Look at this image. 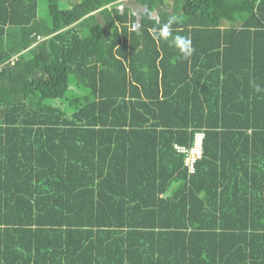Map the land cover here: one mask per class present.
<instances>
[{
	"label": "trees",
	"instance_id": "1",
	"mask_svg": "<svg viewBox=\"0 0 264 264\" xmlns=\"http://www.w3.org/2000/svg\"><path fill=\"white\" fill-rule=\"evenodd\" d=\"M72 1L0 0V264H264V0Z\"/></svg>",
	"mask_w": 264,
	"mask_h": 264
},
{
	"label": "clouds",
	"instance_id": "2",
	"mask_svg": "<svg viewBox=\"0 0 264 264\" xmlns=\"http://www.w3.org/2000/svg\"><path fill=\"white\" fill-rule=\"evenodd\" d=\"M182 23V18L177 15L169 16L166 23L150 29L154 39L167 41L170 46L178 49L180 56L188 60L195 52L190 36L180 35L174 25ZM257 93H264V85H253Z\"/></svg>",
	"mask_w": 264,
	"mask_h": 264
},
{
	"label": "built area",
	"instance_id": "3",
	"mask_svg": "<svg viewBox=\"0 0 264 264\" xmlns=\"http://www.w3.org/2000/svg\"><path fill=\"white\" fill-rule=\"evenodd\" d=\"M204 137L205 133L203 131H198L192 146L175 144L177 151L185 154V163L191 173L195 172L196 163L203 155Z\"/></svg>",
	"mask_w": 264,
	"mask_h": 264
},
{
	"label": "rangeland",
	"instance_id": "4",
	"mask_svg": "<svg viewBox=\"0 0 264 264\" xmlns=\"http://www.w3.org/2000/svg\"><path fill=\"white\" fill-rule=\"evenodd\" d=\"M74 1V2H73ZM72 2H73V4L74 3H76V2H78L79 0H73ZM127 3H129V2H127ZM45 6V5H44ZM42 11V10H41ZM43 12H44V14H45V7L43 8Z\"/></svg>",
	"mask_w": 264,
	"mask_h": 264
}]
</instances>
